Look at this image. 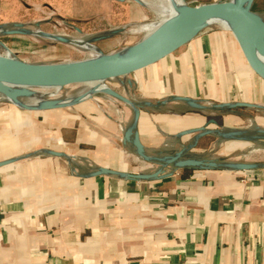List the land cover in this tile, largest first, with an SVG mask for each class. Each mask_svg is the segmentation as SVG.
<instances>
[{
  "label": "crops",
  "instance_id": "1",
  "mask_svg": "<svg viewBox=\"0 0 264 264\" xmlns=\"http://www.w3.org/2000/svg\"><path fill=\"white\" fill-rule=\"evenodd\" d=\"M130 75L136 97L121 105L37 111L43 123L54 114L52 143L41 130L31 137L24 109L4 112L0 264H264V167L162 161H215L217 134L243 132L237 111H264V79L235 35L205 28ZM191 103L224 109L209 108L215 119ZM229 145L225 154L238 149Z\"/></svg>",
  "mask_w": 264,
  "mask_h": 264
},
{
  "label": "rangeland",
  "instance_id": "2",
  "mask_svg": "<svg viewBox=\"0 0 264 264\" xmlns=\"http://www.w3.org/2000/svg\"><path fill=\"white\" fill-rule=\"evenodd\" d=\"M147 1L0 0V57L29 64L56 65L95 61L124 49L128 51L127 48L135 47L146 37L148 28L159 22L160 16L163 20L171 17L163 0ZM225 1L231 0H185V3L189 6H198ZM151 2L157 6H153L155 4ZM259 15L264 20V11ZM207 29L222 28L210 25ZM132 81L133 75L129 74L109 78L105 80V85L125 99L126 96L134 98L136 88ZM88 89L86 84H68L61 86L55 93L52 89L33 86L27 88V94L20 98L39 97L40 104L53 100L64 101L75 99ZM114 99L117 100L113 96L94 93L83 101L103 107L105 103L121 105L113 102ZM40 104L30 108L29 112L24 109L23 113L29 116L31 137L41 130L46 132L42 138L52 143L50 133L53 130L54 114L50 112L48 116H44L46 121L43 123V118L36 114L41 110ZM211 105L210 103L205 105L207 116L218 119L220 117L218 113L210 112ZM68 106L70 105L64 107ZM16 108L22 109L0 94V130L11 125L4 112H12ZM236 114L243 118L244 123L240 126L243 132L227 138L224 135L227 131H223L221 142L216 144L211 152H207L206 157L217 163L246 162L263 166L264 111L238 110ZM209 139L213 142L214 138L211 136ZM230 142H236L238 149L225 154L224 146ZM171 166L173 164L169 165Z\"/></svg>",
  "mask_w": 264,
  "mask_h": 264
},
{
  "label": "water",
  "instance_id": "3",
  "mask_svg": "<svg viewBox=\"0 0 264 264\" xmlns=\"http://www.w3.org/2000/svg\"><path fill=\"white\" fill-rule=\"evenodd\" d=\"M179 1L181 4L179 13L146 35L139 44L132 48L136 51L134 53H112L95 61L56 65L29 64L0 57V94L10 101L27 94V91L13 93L7 84L24 86L61 84L64 86L95 79L105 81L117 76H127L172 54L200 31L212 25L213 21L218 18H229L236 24L235 39L246 62L256 75L264 79V62L261 60V57L264 56V20L259 14L252 11L254 0H231L198 6H189L185 3V0ZM113 95V97L128 102L127 99L115 92ZM83 100L84 98H80L72 104ZM48 102L40 105L39 109L49 110L64 107ZM191 106L195 109H207L205 105L198 103H191ZM21 108L30 109L24 106H21ZM211 108L224 109L219 105H214ZM239 133L242 132H227L224 135L230 138ZM217 135L222 137L221 133ZM134 143L138 152L142 153L137 138ZM162 161L165 165L173 164L175 168H225L248 171L264 167V165L243 162L217 163L216 161L181 160L180 155L165 158ZM158 176L159 173L154 175H130L129 178L150 179Z\"/></svg>",
  "mask_w": 264,
  "mask_h": 264
},
{
  "label": "bare ground",
  "instance_id": "4",
  "mask_svg": "<svg viewBox=\"0 0 264 264\" xmlns=\"http://www.w3.org/2000/svg\"><path fill=\"white\" fill-rule=\"evenodd\" d=\"M137 1V0H136ZM142 1V0H141ZM147 1V0H146ZM152 1V0H151ZM165 2V4L168 6V13L171 15V17L167 18L166 20H163L162 16H160V21L159 22H155L152 25H150V27L148 28L149 31L147 33L150 34L152 31H154L155 29H157L160 25H162L164 22H167L169 20H171L173 17H175L179 11L181 10V4L179 0H163ZM148 2V1H147ZM146 2V4H147ZM150 2V0H149ZM156 2V1H155ZM143 3V2H142ZM154 3V2H153ZM151 2V4H153ZM155 4V3H154ZM150 6V4H148ZM153 6H157V4L153 5ZM153 8V7H152ZM158 9V8H156ZM160 9V8H159ZM159 13V12H158ZM163 13V12H162ZM157 16V15H156ZM158 18V17H157ZM214 25H218L219 27H221L224 30H229L231 31L233 34L236 32V24L229 18H218L216 20L213 21L212 26ZM148 27V26H147ZM147 29V28H146ZM152 30V31H151ZM129 49V50H128ZM128 51H125V49L121 52H119L120 54H130V53H134L136 52L134 49L132 50V48H127ZM4 54V53H3ZM5 56V55H4ZM261 60L264 62V56L261 57ZM119 77V76H117ZM114 78V77H113ZM81 84H86V86L89 87L88 91L82 93L80 96H78L75 99H68V100H64V101H60V100H53V101H47L48 103L51 104H55V105H62V106H67L69 104L74 103L76 100L80 99V98H84L87 99L89 98L92 94L94 93H99V94H105L108 96H114L113 93L114 91H112L111 89H109L106 85H105V81L101 80V79H95V80H89L86 82H82ZM7 86L9 87V89L13 92V93H24L26 91L27 88L29 87H33V86H24V85H19V84H7ZM61 84H47V85H42V86H38V87H42V88H46V89H52L55 91L59 90V88L61 87ZM87 89V88H86ZM53 91V92H54ZM38 92V91H37ZM54 93V94H55ZM51 94V93H50ZM33 97H27V98H20L16 99L14 101H12V103L16 106H24V107H29V108H35L40 104V98L36 97L34 99H32ZM42 100V99H41ZM82 102V101H81ZM33 104V105H27V104ZM43 103H41L40 105H42Z\"/></svg>",
  "mask_w": 264,
  "mask_h": 264
},
{
  "label": "trees",
  "instance_id": "5",
  "mask_svg": "<svg viewBox=\"0 0 264 264\" xmlns=\"http://www.w3.org/2000/svg\"><path fill=\"white\" fill-rule=\"evenodd\" d=\"M252 11L257 14H260L261 12H263L264 11V1L254 0L253 5H252Z\"/></svg>",
  "mask_w": 264,
  "mask_h": 264
}]
</instances>
